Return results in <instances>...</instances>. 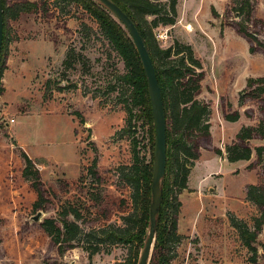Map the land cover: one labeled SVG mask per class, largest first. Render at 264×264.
I'll return each instance as SVG.
<instances>
[{"label": "rangeland", "instance_id": "374dc122", "mask_svg": "<svg viewBox=\"0 0 264 264\" xmlns=\"http://www.w3.org/2000/svg\"><path fill=\"white\" fill-rule=\"evenodd\" d=\"M36 1L44 2L47 11L24 13L8 22L10 68L2 97L5 102L0 101V264H121L130 254L128 245L116 244L90 257L75 242L60 253L40 226L43 218L60 219L68 204L79 211L83 230L122 225L123 216L131 211V189L119 178L117 168L131 163L132 147L131 138L118 132L125 126L123 105L116 92L108 91L115 69L123 70L122 61L84 9L66 0ZM190 1L197 11L195 26H159L154 33L161 47L174 41L190 44L200 60L203 78L197 98L210 106L212 130L211 138L205 140L225 153V145L241 126H257L264 119L263 101L246 98L238 102L246 79L264 75V50L255 46L250 52L251 44L238 33L241 17L236 14L235 0ZM251 1L253 19L264 20V0ZM178 2L180 9L182 0ZM211 6L220 12L218 16L210 15ZM249 28L264 42L262 26L250 23ZM69 46L85 55L86 61L65 70L62 60ZM49 78L68 88L58 90L53 82L48 90L45 81ZM76 111L84 123L73 114ZM234 111L239 113L238 120H222L224 113ZM146 121L143 117L135 122L133 135L144 162L150 157ZM17 144L33 157L39 170L46 190L41 209L34 208L38 196L32 180L22 174L25 162ZM248 145L252 148L249 160L230 163L210 156L198 166L195 174L204 170L221 174L201 180L202 194L195 195L193 184L179 194L182 208L177 231L182 238L172 245L171 264H264V222L254 242L257 255L252 262L228 219L232 213L252 228L253 217L259 215L245 198V186L264 182L254 151L264 145V137L255 136ZM94 158L100 176L97 183L87 172ZM95 196L101 198L95 200Z\"/></svg>", "mask_w": 264, "mask_h": 264}, {"label": "trees", "instance_id": "16d2710c", "mask_svg": "<svg viewBox=\"0 0 264 264\" xmlns=\"http://www.w3.org/2000/svg\"><path fill=\"white\" fill-rule=\"evenodd\" d=\"M57 3L60 0H52ZM79 8H82L97 23L99 30L107 40L111 49L117 54L123 63V70L115 69V81L108 87L109 92H116L118 102L123 105L126 113L125 126L118 132L131 138L132 161L128 165L119 166V178L131 189V211L123 216V224H108L97 228L83 230L78 223L81 215L70 204L63 207L60 219L53 217L43 218L41 228L58 246L63 253L66 248H72L73 243L86 251L91 257L93 254L116 244L128 245L130 254L121 264H137L149 228V208L151 202L152 162L154 151V129L148 96L146 77L136 47L128 32L113 14L98 0H66ZM116 3L135 23L141 34L145 46L152 59L158 84L161 91L165 118H166V165L165 174L161 180V203L156 215L155 240L148 264H171L174 258L172 245L181 240L177 231L178 215L181 201L178 196L187 188L188 175L195 161L200 156V149L206 148L217 155H223L221 149L215 147L211 141L210 124L208 116L210 106L206 101L197 98L201 89L203 78L202 64L195 57L191 45L179 41L167 47H161L155 36L154 30L159 26H171L176 22L177 0H111ZM46 2V1H45ZM44 2L36 0H21L10 3L2 0L3 10V39L0 51V95L4 92L2 82L3 72L6 69L8 57V22L16 20L21 14L47 11L42 7ZM235 10L241 21L237 23V31L251 44L249 51L253 52L255 46L264 50V42L260 41L255 32L249 28L250 23H256L264 28V20L253 19V5L251 0H235ZM62 11V9H61ZM213 16H218L214 8ZM253 44V45H252ZM85 55L69 46L65 52L62 66L65 70L73 69L75 64L83 65ZM53 79H47L45 85L52 89ZM55 83V82H54ZM58 90L68 88L55 83ZM119 85V88L117 87ZM46 95V91L44 92ZM45 97V96H44ZM246 98L264 102V75L248 77L244 88L240 91L238 102L242 104ZM143 113V115H141ZM84 123L82 115L76 111L73 113ZM146 118L149 124L147 129L150 146V157L144 162L137 151V140L133 137L136 131V121ZM226 121L238 120L239 113H224ZM255 136L264 137V119L257 126H241L234 136V140L225 145V157L229 162L249 160L252 148L248 141ZM204 139L205 141H201ZM256 163L264 174V145L254 147ZM21 156L25 162L22 174L32 180V187L36 191L38 199L34 208H43L41 201L45 200L43 183L40 179L36 163L21 149ZM97 159L87 168L90 177L96 183L100 176L96 169ZM251 165H249V168ZM95 200L101 196L93 197ZM245 198L253 203L259 210V215L253 217V226L250 228L245 221L229 213L228 219L239 235L241 243L251 253L250 260L255 262L257 248L254 246L264 222V182L259 184H247L245 186ZM71 215L73 220L68 219Z\"/></svg>", "mask_w": 264, "mask_h": 264}, {"label": "water", "instance_id": "95a60500", "mask_svg": "<svg viewBox=\"0 0 264 264\" xmlns=\"http://www.w3.org/2000/svg\"><path fill=\"white\" fill-rule=\"evenodd\" d=\"M102 3L121 23L131 37L138 52L142 68L146 77L148 96L153 120L154 129V151L152 162L151 180V202L149 208V228L144 247L141 251L137 264H148L155 240L156 215L161 203L162 189L161 180L165 174L166 165V118L164 106L158 84L155 68L144 40L139 33L132 19L113 1L98 0ZM3 39V10L2 0H0V51ZM40 213L34 218L38 219Z\"/></svg>", "mask_w": 264, "mask_h": 264}, {"label": "crops", "instance_id": "0c3cea01", "mask_svg": "<svg viewBox=\"0 0 264 264\" xmlns=\"http://www.w3.org/2000/svg\"><path fill=\"white\" fill-rule=\"evenodd\" d=\"M178 0H177V4H176V11H177V19H176V22L171 25V27L175 28V27H178L179 25L182 26L184 23H188L189 25H191V27L194 25H196L197 21H196V18H197V11L193 9V5L191 4V1L190 0H182V3H181V7L180 9L178 8ZM214 8V6H211V8ZM211 8H210V15H211ZM215 9V8H214ZM215 11L219 14L220 12L218 10L215 9ZM212 16V15H211ZM185 25V24H184ZM187 33L189 34L190 31ZM190 45V44H189ZM11 57V56H9ZM10 68V59H7L6 61V69L4 70L3 72V76H2V82H3V86H4V92L0 95V101H4L2 100V97L4 96V93L6 92V81H5V77H6V73L9 71L8 69ZM5 102V101H4ZM2 113L0 112V115ZM13 119V118H12ZM224 118H222L223 120ZM6 127L10 128V124H6ZM212 128V126H211ZM211 130V129H210ZM212 132V130H211ZM16 143L18 142L17 140H15ZM18 146V144H17ZM19 147V146H18ZM21 148V147H19ZM22 149V148H21ZM29 158H33L31 157L30 155H28ZM210 156H216L218 158V160H220L221 162H223V160L229 162L226 157H225V153H223V155L219 156L217 154H214L212 153L211 151H207V150H204L202 149L200 151V156L199 158L195 161V164L194 166L191 168L190 170V173L188 175V181H187V188H191V185L193 184L194 185V189L196 190L194 193L195 195L196 194H202L201 193V189L202 187L204 188V186H202L201 184H199L201 182V180H203L205 177H208V176H221V174H217L216 172H213L211 170H207L205 172L204 171H201L199 173H196V169L198 168V166H201L202 163H205V161L209 160ZM236 162V161H234ZM230 163H233V162H230ZM195 174V175H194ZM194 175V179L195 180H192V176ZM195 181V182H194ZM201 185V187H199ZM210 189H213V187H210ZM183 193H181L182 195ZM182 208V206H181Z\"/></svg>", "mask_w": 264, "mask_h": 264}, {"label": "bare ground", "instance_id": "6f19581e", "mask_svg": "<svg viewBox=\"0 0 264 264\" xmlns=\"http://www.w3.org/2000/svg\"><path fill=\"white\" fill-rule=\"evenodd\" d=\"M188 29H191V25H187Z\"/></svg>", "mask_w": 264, "mask_h": 264}, {"label": "built area", "instance_id": "2783aa9c", "mask_svg": "<svg viewBox=\"0 0 264 264\" xmlns=\"http://www.w3.org/2000/svg\"><path fill=\"white\" fill-rule=\"evenodd\" d=\"M11 122L13 121V119L10 120Z\"/></svg>", "mask_w": 264, "mask_h": 264}]
</instances>
